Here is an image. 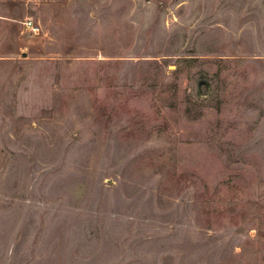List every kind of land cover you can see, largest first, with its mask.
<instances>
[{"label":"rangeland","instance_id":"rangeland-1","mask_svg":"<svg viewBox=\"0 0 264 264\" xmlns=\"http://www.w3.org/2000/svg\"><path fill=\"white\" fill-rule=\"evenodd\" d=\"M0 264H264V0H0Z\"/></svg>","mask_w":264,"mask_h":264},{"label":"built area","instance_id":"built-area-1","mask_svg":"<svg viewBox=\"0 0 264 264\" xmlns=\"http://www.w3.org/2000/svg\"><path fill=\"white\" fill-rule=\"evenodd\" d=\"M24 28L27 32L33 35H39L41 33V28L37 26L33 20H27L23 23Z\"/></svg>","mask_w":264,"mask_h":264}]
</instances>
